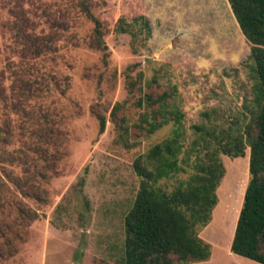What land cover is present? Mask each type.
Masks as SVG:
<instances>
[{
    "label": "rangeland",
    "instance_id": "obj_1",
    "mask_svg": "<svg viewBox=\"0 0 264 264\" xmlns=\"http://www.w3.org/2000/svg\"><path fill=\"white\" fill-rule=\"evenodd\" d=\"M81 1L0 0V84L7 102L30 85L41 95L20 113L6 109L0 96V130L7 121V149L26 153L24 175L34 194L24 196L14 186L8 192L10 202L0 211V264H122L124 218L139 189L133 162L171 134V125L150 135L135 127L143 93L173 92L185 114L188 144L195 137L193 124L246 126L258 109L252 43L229 0H86L103 24L107 61L90 43L95 21ZM141 14L153 33L135 49L131 35L114 28L120 17ZM17 36H56L57 47L32 58ZM130 64H138L134 77L144 74L142 89L133 94L126 82ZM153 77L158 83L146 85ZM117 103L123 104L119 116L131 125V148L118 139L111 117ZM31 110L39 119H30ZM100 114L107 118L102 133ZM31 129L43 138L30 139ZM38 139L37 151L34 144L25 146V140ZM221 157L226 172L218 203L199 232L212 244V256L189 264H261L231 251L250 180V147L244 156ZM11 167L21 173V167Z\"/></svg>",
    "mask_w": 264,
    "mask_h": 264
},
{
    "label": "trees",
    "instance_id": "obj_2",
    "mask_svg": "<svg viewBox=\"0 0 264 264\" xmlns=\"http://www.w3.org/2000/svg\"><path fill=\"white\" fill-rule=\"evenodd\" d=\"M239 25L252 43L250 59L256 80L253 86L254 100L258 109L246 126L236 125L218 128L207 122L193 124L195 137L187 143L188 133L185 114L173 99L171 90L162 93L145 92L136 101L141 108L138 121L134 123L140 131L154 134L171 125V134L139 154L133 168L139 178V189L134 203L124 218L125 241L122 264H189L207 261L212 256V244L200 235V230L212 220L218 203V187L225 176L226 167L221 155L244 156L250 147V180L245 192L231 251L264 264V0H229ZM84 10L94 18L86 0L81 1ZM94 34L91 45L103 53L107 61L109 46L104 38L103 24L94 18ZM117 33L129 34L132 46L150 39L153 28L145 15L131 20L120 17L115 24ZM23 39L32 58H38L56 50V36H17ZM138 64L126 69V82L130 94L142 89L144 74H132ZM28 84L32 82L27 81ZM158 83L153 77L145 84ZM16 103H8L5 87L0 84V96L6 101L5 108L18 113L27 111L31 100L39 98L38 88L32 85L22 88ZM38 90V91H37ZM122 103L114 105L111 117L118 130V139L131 148V125L126 116H119ZM35 111H28L30 119L37 118ZM209 117L208 112L203 117ZM100 132L106 129L107 118L99 115ZM30 130V128H27ZM30 139L43 138L38 129H31ZM12 142L9 124L0 130V211L9 204L8 192L16 187L24 196L34 195L24 175L27 168L26 153L20 149L9 150ZM31 144H29V143ZM25 146L39 145L37 141L25 140ZM17 153V154H15ZM21 167V173L13 167ZM177 179L172 186L165 182ZM2 229V228H0ZM82 253L75 255L77 262Z\"/></svg>",
    "mask_w": 264,
    "mask_h": 264
}]
</instances>
